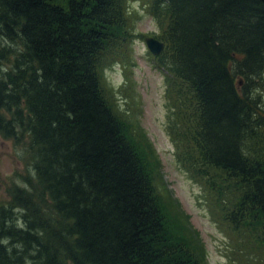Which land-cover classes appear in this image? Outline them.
<instances>
[{"label":"trees","instance_id":"obj_1","mask_svg":"<svg viewBox=\"0 0 264 264\" xmlns=\"http://www.w3.org/2000/svg\"><path fill=\"white\" fill-rule=\"evenodd\" d=\"M138 1L164 44L151 58L175 160L228 238V263L264 264L259 0H0V39L16 43L8 55L0 43V60L12 61L0 70V137L28 141L50 200L41 208L8 190L0 264H207L154 144L127 114L137 105L130 43L147 36L134 33ZM114 65L125 84L112 91L104 72Z\"/></svg>","mask_w":264,"mask_h":264},{"label":"rangeland","instance_id":"obj_2","mask_svg":"<svg viewBox=\"0 0 264 264\" xmlns=\"http://www.w3.org/2000/svg\"><path fill=\"white\" fill-rule=\"evenodd\" d=\"M144 5L145 3L140 1L134 4L139 17L134 21V33L136 36L137 33L157 36L159 29L150 14L145 11ZM0 43L3 46L4 54L14 53L16 43L11 44L8 39H0ZM130 47L133 49L132 55L136 66L132 69L133 74L130 77L128 75V79L131 78L135 82V86H131L129 89V94L137 95L138 106L136 105L133 110V107L128 105L131 110L127 111L128 117L134 116L137 123L147 133L148 139L154 144L168 189L172 196L180 202L189 216L191 224L201 235L207 251V264H229L225 257L228 238L214 224L207 208L203 205L200 188L188 180L179 168L174 157V147L165 133L164 73L154 65V60L147 51L143 39L139 37L133 39ZM2 63L0 60L1 72L4 73L11 69V60L8 59L7 64ZM104 74L107 78V86L112 91L125 84V77L119 65L107 69ZM116 96L119 99V104H123V107L126 108L121 93L117 92ZM129 121L133 120L130 118ZM133 123L135 124V121ZM27 145L28 141L23 145H15L13 141L0 137V205L6 204L10 199L8 190L13 187L22 188L21 198L24 200L31 198L32 203L35 199L34 203L39 202L41 208L45 204L48 206L50 204L47 194L40 192L36 187L38 185L35 174L36 162L34 156H31V152L27 150ZM19 212L22 213V209L19 208L16 211V213ZM18 223V226L21 227L22 222L19 220Z\"/></svg>","mask_w":264,"mask_h":264},{"label":"water","instance_id":"obj_3","mask_svg":"<svg viewBox=\"0 0 264 264\" xmlns=\"http://www.w3.org/2000/svg\"><path fill=\"white\" fill-rule=\"evenodd\" d=\"M259 1L264 5V0ZM144 43L146 45L147 50L152 56L160 55L164 49V44L153 37L145 38Z\"/></svg>","mask_w":264,"mask_h":264}]
</instances>
